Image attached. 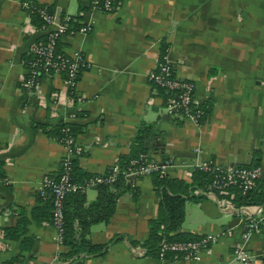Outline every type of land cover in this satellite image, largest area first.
Masks as SVG:
<instances>
[{
  "label": "crops",
  "instance_id": "0c3cea01",
  "mask_svg": "<svg viewBox=\"0 0 264 264\" xmlns=\"http://www.w3.org/2000/svg\"><path fill=\"white\" fill-rule=\"evenodd\" d=\"M19 1L0 0V264L16 256L18 264H239L232 254L238 245L253 256L251 264H264V233L243 240L240 218L229 213L240 205L264 213V203H234L209 184L192 190L204 197L185 198L176 229L214 236L197 261L175 253L159 258L142 245L159 204L150 174L116 196L106 221L89 225L90 242H108L101 253L61 261L65 247L47 217L49 200L37 192L42 178L58 171L63 145L47 131L62 121L80 125L73 158L86 174L126 156L140 122L156 126L164 146L145 145V152L166 161L167 177L187 183L201 161L264 167V0H116L109 11L91 9L87 0H33L89 29L58 41L87 64L73 91L63 75L52 73L42 74L30 93L19 85L26 73L22 59L42 34ZM164 49L174 75L193 81L194 102L208 108L199 124L167 111L171 97L146 78ZM254 190L264 202V175ZM83 194L85 206L96 196L95 184ZM19 212L25 230L9 238L2 229L13 226Z\"/></svg>",
  "mask_w": 264,
  "mask_h": 264
},
{
  "label": "built area",
  "instance_id": "2783aa9c",
  "mask_svg": "<svg viewBox=\"0 0 264 264\" xmlns=\"http://www.w3.org/2000/svg\"><path fill=\"white\" fill-rule=\"evenodd\" d=\"M91 9L109 11L116 0H87ZM20 7L27 13L37 17L38 30L44 35L41 41H34L30 44L28 52L30 57L24 65L25 75L20 79L19 85L25 92L30 93L38 83L42 74H61L68 90L73 91L77 75L81 68H86L83 55L74 51L66 53L56 44L63 35H72L75 32H85L89 29L88 24L73 25L74 18L70 14H62L55 19L54 13L49 11L47 5L33 0H20ZM165 49L160 60L150 69L146 78L155 87L170 91L172 96L167 105V111L175 113L184 120L194 124L198 123L201 110L194 102V83L191 79L177 77L173 73L171 64L168 62ZM71 116H74L71 114ZM63 145V154L60 158L58 174L52 178L45 176L38 185V193L42 197L49 196L51 203V223L56 229V239L61 242V225L63 215V201L65 195L70 191H83L87 185L99 182H110L116 175L120 174L126 178H137L141 175H148L156 172L159 176L163 174V165L153 160L146 152L139 153L136 157L128 159L124 167L119 163H113L100 173L93 174L83 183L70 180V157L77 152L75 140L71 136H65L60 142ZM194 167L203 170H212L210 187L221 189L229 185H236L241 193L253 188L257 179L264 175V167L258 165H218L212 162H195ZM247 208V207H246ZM237 214L242 222L240 237L244 240L253 231L264 233V213L244 210L243 205L236 206ZM258 210V209H257ZM242 212V215L240 213ZM244 212V213H243ZM213 235L205 234L197 239L181 240H160L158 243L157 256L163 258L164 253L173 251L195 261L199 260L201 251L205 250ZM234 258L239 264H251L253 256L243 246H235L232 250Z\"/></svg>",
  "mask_w": 264,
  "mask_h": 264
},
{
  "label": "trees",
  "instance_id": "16d2710c",
  "mask_svg": "<svg viewBox=\"0 0 264 264\" xmlns=\"http://www.w3.org/2000/svg\"><path fill=\"white\" fill-rule=\"evenodd\" d=\"M30 14L33 15L37 20V17L34 14ZM40 36L41 39L37 41H41L44 37V35ZM57 47L58 43L56 44V48ZM29 57L30 52L27 51V54L22 59L24 65L26 64V60H28ZM61 75H63V73H61ZM76 78H78V75ZM158 89L164 90L162 88ZM166 92H163L164 96H172V93L170 91ZM197 106L201 110L200 116L198 118V123H201L205 119L208 108H205L204 105L201 104H198ZM154 128L155 126L153 122H140L137 125L130 143L129 153L126 156L120 158V161L118 162L120 167H124L129 158L136 157L139 153L146 151L144 140L147 139L149 135H155L157 133L155 132ZM79 129L80 125L75 122L62 121L50 126L47 132L54 135L59 142H62L65 136H71L74 138L75 132ZM73 156L70 157L69 160L70 180L77 183H83L93 174H86L78 169V167L75 166V159L73 158ZM164 157L165 156L162 154V158ZM57 174L58 171L56 175ZM56 175H53L51 177L54 178ZM150 175L152 178V183L154 184L156 191L159 194V204L156 216L149 220L147 239L143 242L142 245L147 250H156L157 254L159 243H157V241H159V239L162 237L163 239L161 240L167 241L197 239L201 237L202 235L180 232L176 229L179 227L183 217V202L185 198H192L197 200L204 197V194L201 191L196 193L192 190L194 188L204 190L210 183L212 170H203L194 167L191 171L190 181L187 183L180 179L167 177L164 175V173L159 176L156 172H151ZM135 179L136 178H126L118 174L110 182L95 183L96 196L90 203L85 206L83 205V191H70L65 195L63 201L60 242L65 247V250H62L58 253L57 260L61 261L67 260L71 257L79 258L85 255L98 254L105 249L108 242L92 243L89 241V239L86 237L88 227L93 222L106 221L108 219V217L113 212L116 196L125 190L134 189ZM254 187L249 189L245 193H241L240 189L236 185H229L221 189L211 188L215 191L217 197L229 198L231 201L237 204L264 203L262 195L258 192H255ZM231 194H233V196H231ZM39 197L42 196L39 195ZM42 198H48L49 200V212L47 217L51 222V203L49 196L46 195ZM25 223V217L19 212L15 224L13 226L5 227L4 229H2L4 231V235L8 236L9 238H16V236L24 232ZM167 253L180 254L173 251H167L164 253V256ZM18 263L19 256H16L3 264Z\"/></svg>",
  "mask_w": 264,
  "mask_h": 264
},
{
  "label": "water",
  "instance_id": "95a60500",
  "mask_svg": "<svg viewBox=\"0 0 264 264\" xmlns=\"http://www.w3.org/2000/svg\"><path fill=\"white\" fill-rule=\"evenodd\" d=\"M58 16H59V14L58 13H55V19H58ZM154 130L157 133L155 135H153V134L149 135L148 138L144 140V144L145 145L151 144L154 149L157 148L158 146L159 147H163L164 146V143H162L161 141H159V139L157 137L158 136L157 135L158 134V131L156 129V126H155ZM160 152H162V154H164L163 151H162V149H160ZM159 163L160 164H165L166 161L164 159H162ZM243 209L245 211L247 210V208H245V207H243ZM229 213H232L233 214V218H235V219L239 218V216L237 214V209H233ZM231 221H232L231 219L228 220V221H226V223L222 226V230L226 229L227 227H230L231 226Z\"/></svg>",
  "mask_w": 264,
  "mask_h": 264
}]
</instances>
